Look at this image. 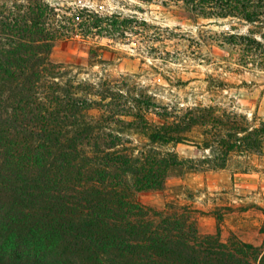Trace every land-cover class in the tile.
I'll list each match as a JSON object with an SVG mask.
<instances>
[{
    "label": "trees",
    "instance_id": "trees-1",
    "mask_svg": "<svg viewBox=\"0 0 264 264\" xmlns=\"http://www.w3.org/2000/svg\"><path fill=\"white\" fill-rule=\"evenodd\" d=\"M179 1L194 22L215 7L219 18L264 25V0ZM88 16L95 22L61 15L46 0H0V264H264V247L222 242L217 209L216 233L202 236L198 220L208 213L135 198L186 169L222 170L233 155L261 154L264 120L258 129L216 106L160 107L149 95L112 93L108 77L81 78L84 67L52 52L106 31ZM96 48L89 67L106 64ZM257 63L264 69V58ZM180 144L201 156L180 158Z\"/></svg>",
    "mask_w": 264,
    "mask_h": 264
},
{
    "label": "rangeland",
    "instance_id": "rangeland-1",
    "mask_svg": "<svg viewBox=\"0 0 264 264\" xmlns=\"http://www.w3.org/2000/svg\"><path fill=\"white\" fill-rule=\"evenodd\" d=\"M46 1L68 18L93 20L89 14L106 29L87 42L77 37L61 41L53 49L54 61L84 67L81 78L99 82L108 77L112 93L120 89L124 94L149 95L160 107L186 109L202 105L235 111L245 115L251 127L262 128L264 69L257 62L259 57L264 58V25L219 18L215 7L194 22L190 8L179 0ZM62 24L67 25V21ZM237 33L244 38L233 36ZM231 42L237 46L232 47ZM94 47H98L94 57L106 64L87 65L88 53ZM246 55L257 62L244 67L240 60ZM117 104L121 105L122 99ZM90 114L98 116L99 112L93 110ZM254 115L258 117L256 122ZM149 118L158 122L154 115ZM173 149L182 159L201 156L193 146L180 144ZM135 198L158 210L191 207L208 213L198 220L202 236L216 233V220L210 213L217 209L224 215L222 242L238 240L261 250L264 145L261 154L231 156L222 170L186 169L182 175L168 177L161 191L136 193Z\"/></svg>",
    "mask_w": 264,
    "mask_h": 264
}]
</instances>
